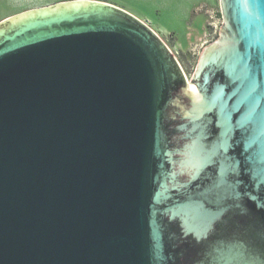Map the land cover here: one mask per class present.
<instances>
[{"label":"water","instance_id":"95a60500","mask_svg":"<svg viewBox=\"0 0 264 264\" xmlns=\"http://www.w3.org/2000/svg\"><path fill=\"white\" fill-rule=\"evenodd\" d=\"M222 5V36L200 63L107 2L0 23V264L238 260L243 243L205 247L206 221L178 211L204 200L175 192L182 165L198 173L217 147L170 144L179 122L222 124L251 174L238 196L264 208V0ZM214 64L227 77L209 92Z\"/></svg>","mask_w":264,"mask_h":264},{"label":"flooded vegetation","instance_id":"af4514ba","mask_svg":"<svg viewBox=\"0 0 264 264\" xmlns=\"http://www.w3.org/2000/svg\"><path fill=\"white\" fill-rule=\"evenodd\" d=\"M208 69L210 71L209 92H212L215 83L225 80L227 76L224 69L218 68L215 64ZM216 112L209 109L206 116L214 114L216 116ZM183 124L184 122L176 124L175 134L171 137L173 142H170L172 148H184L186 144L195 141L202 142L205 148L217 147L211 160L198 173H195V168L182 165L184 172L179 178L183 180L175 188V192L180 189L187 193L199 192L208 206L214 208L212 211L222 212L215 217V227L208 228L209 234L205 236V247L223 241L226 245L234 246H236L235 243L237 246L243 243L245 248H242L243 244L240 250L235 247V252L239 256L250 248L264 250V208L261 209L258 201L250 196H238L239 193L241 195L246 193L244 180H251V174L247 172L243 142H240L239 137L225 138L222 132L223 125L217 121L199 123L192 120L188 122L186 128L181 127ZM237 161L240 162L239 165ZM229 162L230 165L224 169L223 164ZM178 168L181 167L178 165ZM233 168L236 171H232ZM196 253L201 254L199 250Z\"/></svg>","mask_w":264,"mask_h":264},{"label":"rangeland","instance_id":"374dc122","mask_svg":"<svg viewBox=\"0 0 264 264\" xmlns=\"http://www.w3.org/2000/svg\"><path fill=\"white\" fill-rule=\"evenodd\" d=\"M75 0H0V18ZM126 8L190 57L201 62L226 23L222 0H97ZM21 12L6 20L23 15Z\"/></svg>","mask_w":264,"mask_h":264},{"label":"snow or ice","instance_id":"6c2138e0","mask_svg":"<svg viewBox=\"0 0 264 264\" xmlns=\"http://www.w3.org/2000/svg\"><path fill=\"white\" fill-rule=\"evenodd\" d=\"M244 6L246 9L250 7L249 0H244ZM248 47L251 49L255 47V44L249 43ZM235 55L237 57V63H243L244 68L247 70L248 64L245 60V54L236 50ZM261 55L264 56V53H262ZM248 59H251V55L248 56ZM239 163L240 162L237 161V165H239ZM231 170L236 171L235 168ZM260 175V173H256L254 171L253 178L259 179ZM259 182L261 184H264V179H259ZM189 200L191 201V203L187 207L180 208L178 210L179 213L202 218L206 221L207 227L214 228L215 216L213 215L211 208L208 206V203L205 200H196L195 198L191 197L189 198ZM217 264H264V250L250 248L242 252L238 260L236 258L229 260L221 257Z\"/></svg>","mask_w":264,"mask_h":264},{"label":"crops","instance_id":"0c3cea01","mask_svg":"<svg viewBox=\"0 0 264 264\" xmlns=\"http://www.w3.org/2000/svg\"><path fill=\"white\" fill-rule=\"evenodd\" d=\"M125 10H127L126 8H124ZM33 11H36V9H34V8H24L22 11H20V12H16V13H12V14H9V15H6V16H4V17H2V18H0V23L1 22H4V21H6V19L7 18H9V17H11V16H13V15H15V14H19V13H21V12H23L24 14H26V13H30V12H33ZM129 11V10H128ZM130 12V11H129ZM132 13V12H131ZM133 14V13H132ZM135 15V14H134ZM135 16H137V15H135ZM138 18H139V16H137ZM141 18V17H140Z\"/></svg>","mask_w":264,"mask_h":264}]
</instances>
